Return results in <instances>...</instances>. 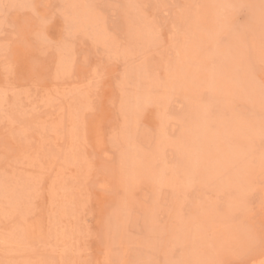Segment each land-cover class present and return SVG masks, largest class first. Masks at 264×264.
Here are the masks:
<instances>
[{
	"label": "rangeland",
	"instance_id": "1",
	"mask_svg": "<svg viewBox=\"0 0 264 264\" xmlns=\"http://www.w3.org/2000/svg\"><path fill=\"white\" fill-rule=\"evenodd\" d=\"M262 260L264 0H0V264Z\"/></svg>",
	"mask_w": 264,
	"mask_h": 264
},
{
	"label": "bare ground",
	"instance_id": "2",
	"mask_svg": "<svg viewBox=\"0 0 264 264\" xmlns=\"http://www.w3.org/2000/svg\"><path fill=\"white\" fill-rule=\"evenodd\" d=\"M261 260V259H260ZM254 264V263H253ZM256 264H264V261L262 260L261 262H259V263H256Z\"/></svg>",
	"mask_w": 264,
	"mask_h": 264
}]
</instances>
